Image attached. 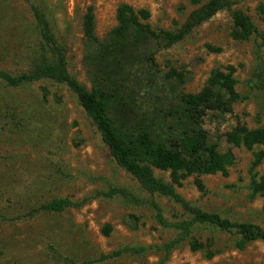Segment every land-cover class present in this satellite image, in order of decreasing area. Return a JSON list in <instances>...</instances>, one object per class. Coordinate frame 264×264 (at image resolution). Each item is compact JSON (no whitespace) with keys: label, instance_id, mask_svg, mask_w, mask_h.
Returning a JSON list of instances; mask_svg holds the SVG:
<instances>
[{"label":"rangeland","instance_id":"rangeland-1","mask_svg":"<svg viewBox=\"0 0 264 264\" xmlns=\"http://www.w3.org/2000/svg\"><path fill=\"white\" fill-rule=\"evenodd\" d=\"M123 3L148 10L151 27L167 31L182 28L197 8L191 0H0V71L19 75L41 60L46 25L56 45L65 49L71 75L91 87L84 15L94 7L97 35L103 40L116 27V11ZM260 4L264 0H238L181 43L169 49L155 46L156 67L145 59L133 62L136 89L127 91V103L116 106L113 114L124 126L147 130L154 124L173 135L185 132L189 127L181 95L199 93L215 70L228 73V67L235 68L237 92L249 99L234 103L231 113L207 112L201 123L209 143L217 144L221 153L233 150L235 164L228 176L193 175L177 190L204 211L264 228V198L252 199L249 190L254 153L232 147L226 137L239 123L249 128L264 124V92L248 87L256 68L255 41L232 37L235 10L250 16L264 32ZM142 73L148 79L141 86H155L151 95H144L139 86ZM146 96H151L149 104ZM258 171L264 175V162ZM155 175L169 181V173L155 170ZM55 200L71 206L48 210ZM152 201L161 207L164 222ZM182 219L179 206L151 196L116 165L95 123L66 86L41 80L12 87L0 79V264H264V242L241 251L235 233L196 226L192 236L203 243L212 240L217 252L207 259L204 251L191 249L190 239L180 241L175 224ZM108 225L112 232L105 236ZM125 247H144L147 252L99 261L101 255Z\"/></svg>","mask_w":264,"mask_h":264},{"label":"trees","instance_id":"trees-1","mask_svg":"<svg viewBox=\"0 0 264 264\" xmlns=\"http://www.w3.org/2000/svg\"><path fill=\"white\" fill-rule=\"evenodd\" d=\"M237 2L238 0H191L197 8L190 14L186 24L174 31L154 30L149 24L151 13L148 10L137 11L131 5L123 3L116 11V27L103 40L97 35L95 9L89 7L84 15L82 29L91 87L71 75L65 49L56 45L54 36L46 25L43 29L46 51L43 58L35 61L28 71L19 75L0 71V79L12 87L41 80H51L66 86L77 97L86 115L95 123L116 165L131 175L141 189L151 196L166 198L180 207L183 219L175 224L180 241L190 239L191 249L195 252L204 251L209 260L217 254L213 250V241L203 243L192 236L196 226H208L218 231L235 233L239 236L236 247L241 251L250 243L264 242V228L249 222H234L218 213L204 211L186 200L177 190L183 180L193 175L228 176L229 169L235 164L233 150L221 153L217 144L209 143L208 134L201 126L207 112L231 113L234 103L249 99V96H241L237 92L235 68L228 67V73L215 70L207 85L199 93L181 95L184 119L187 120L189 127L185 132L173 135L167 133L163 126L156 127L154 124L147 130L124 126L115 120L113 112L116 106L126 102L127 91L135 88L133 79L137 75H134L133 62L145 59L156 67L155 46L169 49L181 43L195 28L210 21L220 12L231 10ZM258 13L264 22V4L259 5ZM232 18L233 39L255 41L256 68L248 81V87L250 91L263 94L264 32H261L251 17L241 10L233 11ZM143 42L146 43V48L142 51ZM173 73L179 76L176 72ZM174 74H168V77ZM143 75L142 73L139 79V86L144 88V95H151L155 86L148 83L141 86L148 79H143ZM129 97H132L131 94ZM150 97L146 96L143 99L149 104ZM128 102L137 106L134 100ZM156 103H159V100ZM159 108L161 110L162 106ZM226 137L232 147L244 148L254 153L249 170L250 197L264 198V175L258 171L264 162V150L261 149L264 147V124L257 128H249L239 123ZM155 170L169 173V181L157 177ZM197 185L200 191H205L202 182L197 181ZM152 205L158 212L159 221L164 222L159 204L152 201ZM70 206L66 200H55L47 209L59 212ZM111 232L112 228L109 225L103 229L105 236H110ZM146 252L147 248L144 247H125L117 252L101 255L99 261L115 259L123 254L144 255Z\"/></svg>","mask_w":264,"mask_h":264}]
</instances>
